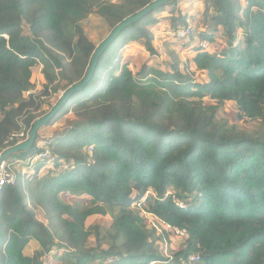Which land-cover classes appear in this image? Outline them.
<instances>
[{
    "label": "trees",
    "instance_id": "16d2710c",
    "mask_svg": "<svg viewBox=\"0 0 264 264\" xmlns=\"http://www.w3.org/2000/svg\"><path fill=\"white\" fill-rule=\"evenodd\" d=\"M182 1L123 28L41 130L67 126L16 152L50 155L0 188V264H264V126L248 132L216 114L231 102L245 119L264 118V0H192L205 16L198 25ZM150 2L0 0V150L83 78L98 44L80 25L89 14L110 31ZM164 21L173 37L192 31L163 47V64L127 55L157 56ZM145 212L186 230L173 253L154 246ZM31 240L39 247L28 255Z\"/></svg>",
    "mask_w": 264,
    "mask_h": 264
},
{
    "label": "rangeland",
    "instance_id": "374dc122",
    "mask_svg": "<svg viewBox=\"0 0 264 264\" xmlns=\"http://www.w3.org/2000/svg\"><path fill=\"white\" fill-rule=\"evenodd\" d=\"M111 1L115 2V3L118 2V0H111ZM194 2H197V0H195ZM194 2L192 3L191 0L182 1V4H180V7H181L180 9L185 10V13L187 15V18H186L187 21H190V23L192 22L193 25H198V23L201 24V21H203L205 19V16L201 15V7L198 6ZM199 3H200V1H199ZM170 8H171L170 6L169 7L167 6L165 8L164 12H166L167 10H170ZM163 14L165 16H167L166 13H163ZM208 14L210 16L211 13L209 12ZM80 25L82 26V28L84 30V34L96 44L99 43L109 33V28L106 25V23L98 15H95V14H89L80 23ZM167 25H168L167 21H164L160 24V26H157L155 29L156 34H155V38H154V43H155V46L157 47L158 52H159L157 56L148 57L147 53H144V51H142L141 49L134 48V49L130 50L129 47H127L125 49V51H128L127 55H133L134 54V56L137 57V60H139V62L141 63L143 61V59H142V57L139 56V54L142 53L146 56L145 61L150 60L151 65L158 66L159 64H163V61H164L163 60L164 59L163 47L165 46L168 49L173 48L172 47L173 44L169 45L168 42L176 43L178 46L181 44V42L178 39H175V37H173L172 33L168 32L169 30H168V28H166ZM199 28H201V26H199ZM165 35H166V38H165ZM180 57L183 60V62L187 61L186 55L180 54ZM41 78L43 80V77H42L41 72H40L39 67H38L34 70L33 76H32V80L35 82L36 88H37L38 83L41 82ZM60 94H61V92L56 93L54 99L53 100L50 99V100H52V103H54L56 101V99L58 100ZM213 103H215V102H213ZM47 105H43V107H42L43 110H49L51 108ZM216 114L220 120H225L229 124H235L240 129L248 131V132L259 131L264 126V118H257L255 120L254 119H245L238 112L236 106L231 102H225V103L219 105L217 107ZM69 115H71V114H68L67 116H69ZM66 126H67V121H65V118H61L57 122V124H55L52 127L45 129L42 132L45 134V131L47 130L50 133V132H52V130L54 128H57V127L63 128ZM17 159H23L22 153H19V154L18 153H12L6 157V160L8 162H13ZM178 202H180V201H178ZM100 218H103V216H101ZM109 219H111V218L109 216H106L102 222H100L101 221L100 219H97V221L99 220V223H101V226H104V224H106V220H109ZM145 219L147 220L148 223L155 224V226H156V227H154L155 232L151 238H152V241L154 242V246L157 248V250L164 251L165 253L169 254V253H173L172 250L178 248L181 245V243L183 241L182 238L185 235L182 237H177L175 235V233H171L169 229H166L164 227L165 223L161 222L159 219L156 220V217L152 214L145 212ZM36 249H38V244L29 242L28 246L25 249V252H30V254H31ZM95 262H98V261H95Z\"/></svg>",
    "mask_w": 264,
    "mask_h": 264
},
{
    "label": "water",
    "instance_id": "95a60500",
    "mask_svg": "<svg viewBox=\"0 0 264 264\" xmlns=\"http://www.w3.org/2000/svg\"><path fill=\"white\" fill-rule=\"evenodd\" d=\"M171 0H151L149 4L141 8L140 10L136 11L134 14L129 15L125 17L122 21L117 23L110 31L109 33L98 43L96 48L94 49L89 65L85 71V74L81 80L74 83L73 85L69 86L65 91H63L58 100L54 103V105L43 115L37 117L31 128L27 132L26 138L14 145H11L9 147L4 148V150L1 152L0 155V162L2 160H5L6 157L12 153H16L18 151H24L29 148L34 143V140L39 133V131L47 124V122L61 109L63 104L76 92L80 91L90 80L97 59L101 55V53L106 49V47L118 36L120 31L129 26L130 24L137 21L139 18H141L144 14L148 13L152 9L163 5Z\"/></svg>",
    "mask_w": 264,
    "mask_h": 264
},
{
    "label": "built area",
    "instance_id": "2783aa9c",
    "mask_svg": "<svg viewBox=\"0 0 264 264\" xmlns=\"http://www.w3.org/2000/svg\"><path fill=\"white\" fill-rule=\"evenodd\" d=\"M191 31H192L191 25L186 24L185 26L177 29L174 32V35H175L176 39L183 40L185 37H187L189 34H191ZM200 46L205 48L208 46V43L207 42H201ZM35 91H36V89H33V90L27 92L26 94L27 95L33 94ZM20 125H21V129L18 132L12 134V136H10L9 140L5 143L6 147L17 144L26 138L28 130L27 131L25 130V126L22 123H20ZM6 147H4V148H6ZM4 148H2L0 150V155H1V152L4 150ZM90 150H91V148L88 149V152H90ZM49 155H50L49 149L45 148L40 153L35 154L33 157L28 158L25 161L15 160L13 162H8L6 159L2 160L0 162V188H1V186L5 185V184H13L15 182L16 170H20V169L24 170L25 165L31 164L32 162H34L38 159L47 158ZM66 168H67L66 165H60L58 167L59 170H63ZM176 205L179 207H183L182 202L177 201ZM152 225L154 227H156L155 224H152ZM164 227L166 229H169L170 231H173L177 237H182L186 233L185 229H180L177 227H171L168 224H164ZM197 259H198L197 255H193V256L189 257V261H191V262L196 261Z\"/></svg>",
    "mask_w": 264,
    "mask_h": 264
},
{
    "label": "crops",
    "instance_id": "0c3cea01",
    "mask_svg": "<svg viewBox=\"0 0 264 264\" xmlns=\"http://www.w3.org/2000/svg\"><path fill=\"white\" fill-rule=\"evenodd\" d=\"M191 1H192V0H191ZM158 26H160V25H158ZM69 116H72V115H69ZM44 130H45V129H44ZM44 130H41V131H44ZM42 133H43V132H42ZM45 134H50V133L46 130V131H45ZM30 243H36V244H38V243H37L36 241H34V240H31ZM27 246H28V244H27ZM27 246H26V247H27ZM26 247H25V249H26ZM38 247H39V246H38ZM25 249H24V251H23L25 254L31 255V254L33 253V252H32V253L30 254V252H25Z\"/></svg>",
    "mask_w": 264,
    "mask_h": 264
}]
</instances>
